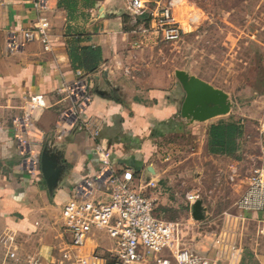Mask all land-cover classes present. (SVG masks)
Instances as JSON below:
<instances>
[{"label": "crops", "instance_id": "crops-1", "mask_svg": "<svg viewBox=\"0 0 264 264\" xmlns=\"http://www.w3.org/2000/svg\"><path fill=\"white\" fill-rule=\"evenodd\" d=\"M102 4L97 0L93 7L84 8V13L80 11L68 21L58 1L50 0L51 50L44 52L41 44L33 41L7 54L4 48L7 33L30 27L37 13L32 0H0V230L7 225L16 231L18 256L16 262L9 264H28L31 257L47 264L49 256L55 253L60 209L69 198L71 184L100 166L94 144L101 143L118 165L130 167L144 179L150 166L147 162L155 150L154 139L184 129L183 121L172 116L174 107L167 102L166 89L150 88L123 74L125 70L121 68L129 57H124L125 48H133L130 17L126 12L129 17L126 31L125 18ZM196 14L194 19L198 17ZM74 32L83 35L80 44L99 46L102 51L98 67L89 72L94 97L87 116L92 129L97 131L95 138L88 131L78 130L64 138L50 135L57 113L68 104L61 88L73 78L67 40ZM37 92L43 93L48 103L37 121L41 133L39 152L48 147L57 155L61 168L54 189L48 188L40 170L30 172L20 166L21 156L12 136L11 118L20 111L24 99ZM206 131L204 128V137ZM245 135L243 127L240 139ZM243 214L247 221L241 230L246 233V244L236 264H264V210ZM221 219L215 228L200 231L196 226L195 232L200 236L218 232L228 222L224 217ZM232 224L239 231V225L234 221ZM245 249L248 250L244 252ZM5 251L0 244V264Z\"/></svg>", "mask_w": 264, "mask_h": 264}, {"label": "built area", "instance_id": "built-area-1", "mask_svg": "<svg viewBox=\"0 0 264 264\" xmlns=\"http://www.w3.org/2000/svg\"><path fill=\"white\" fill-rule=\"evenodd\" d=\"M125 0L130 17L133 48L153 46L158 41L175 42L183 35V26L175 9L181 0ZM37 13L36 20L25 29L11 30L5 38V52H17L24 44L38 41L44 52L53 45L48 13L52 10L50 0H32ZM68 104L57 113L51 133L64 138L73 130L92 129L87 110L94 93L89 73L80 68L73 69V78L62 88ZM48 108L43 93H31L23 101L20 111L11 118L12 136L21 156L20 166L33 172L40 170V131L37 121ZM100 166L91 174H83L71 184L69 198L60 209V228L54 245L55 253L47 264H236L243 247L241 229L245 226L244 212L264 210V157L262 162L249 171L243 190L237 200L240 214H228L227 224L218 232L199 235L192 232L191 240L185 238L188 226L177 221L159 217L154 212L158 180L149 178L142 183L127 166L118 165L111 152L101 143L94 144ZM234 175H231L233 179ZM138 180V185H135ZM143 187V189H142ZM199 194L189 192L186 198L194 202ZM239 225V232L232 222ZM93 226L106 229L115 243L114 248L102 249L87 242ZM200 238V239H198ZM16 231L4 226L0 230V244L6 248L1 264L16 262ZM85 249L87 251H85ZM167 249L171 255L157 254ZM28 264H41L38 257H31Z\"/></svg>", "mask_w": 264, "mask_h": 264}, {"label": "rangeland", "instance_id": "rangeland-1", "mask_svg": "<svg viewBox=\"0 0 264 264\" xmlns=\"http://www.w3.org/2000/svg\"><path fill=\"white\" fill-rule=\"evenodd\" d=\"M99 1L110 10H116L126 23L129 21L125 0ZM153 2L150 0L149 4ZM175 12L183 26L181 38L169 43L158 41L144 48H125L124 57H129L125 58L121 70L134 82L166 89L167 102L174 107L172 116L183 121L182 132L154 139L155 150L147 164L156 170L153 178L158 180V187L144 193L157 194L156 215L188 226L189 233L184 236L191 240L195 239L191 233L196 231V226L200 231H208L219 225L222 217L240 214L236 204L245 178L262 162L264 0H181ZM196 13L198 17L194 19ZM128 27L127 23L126 31ZM176 69H183L226 91L232 103L230 112L203 123H187L180 113L185 92L175 77ZM219 120H237L246 132L233 156L210 154L207 150L204 128ZM232 174H236L233 179ZM189 192L199 194L198 199L204 203L201 221L191 216L193 202L186 198ZM243 233L244 246L246 233ZM87 241L100 250L115 247L106 229L96 226L91 228ZM157 255L171 259L167 249Z\"/></svg>", "mask_w": 264, "mask_h": 264}, {"label": "water", "instance_id": "water-1", "mask_svg": "<svg viewBox=\"0 0 264 264\" xmlns=\"http://www.w3.org/2000/svg\"><path fill=\"white\" fill-rule=\"evenodd\" d=\"M174 74L185 92L180 106V113L187 120V123H203L211 118L226 115L230 112L232 103L226 91L195 75L189 74L183 69H176ZM50 135L55 137L53 133ZM147 170L146 177L153 178L156 170L152 166H148ZM40 171L48 188L54 189L61 168L57 163V155L51 153L46 146L40 153ZM146 177H144L143 181H146ZM204 209V203L197 198L191 206L192 218L196 221H201L204 218Z\"/></svg>", "mask_w": 264, "mask_h": 264}, {"label": "trees", "instance_id": "trees-1", "mask_svg": "<svg viewBox=\"0 0 264 264\" xmlns=\"http://www.w3.org/2000/svg\"><path fill=\"white\" fill-rule=\"evenodd\" d=\"M58 6L66 12L67 20H72L84 8L93 7L97 0H57ZM83 35L78 32L70 34L67 40L68 57L73 68L84 72L94 71L102 60L99 46L82 45ZM243 135V126L237 120H219L207 127L206 145L210 154L233 156L239 150V139Z\"/></svg>", "mask_w": 264, "mask_h": 264}]
</instances>
